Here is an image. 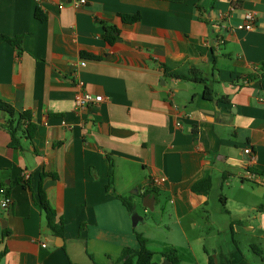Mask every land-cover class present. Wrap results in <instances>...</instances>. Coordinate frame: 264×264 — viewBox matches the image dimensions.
Listing matches in <instances>:
<instances>
[{
  "label": "crops",
  "instance_id": "0c3cea01",
  "mask_svg": "<svg viewBox=\"0 0 264 264\" xmlns=\"http://www.w3.org/2000/svg\"><path fill=\"white\" fill-rule=\"evenodd\" d=\"M73 1L0 0V35L22 38L0 44V101L38 126L11 147L0 111V186L13 201L0 209V264H120L137 234L158 264L170 250L182 264H264V90L242 79L264 63V0ZM250 12L255 30H239ZM81 61L84 91L103 102L77 112ZM163 66L198 70L218 96L205 100L204 85L166 78ZM153 177L166 182L152 187ZM207 179L210 192L193 191ZM41 181L63 237L38 206Z\"/></svg>",
  "mask_w": 264,
  "mask_h": 264
},
{
  "label": "trees",
  "instance_id": "16d2710c",
  "mask_svg": "<svg viewBox=\"0 0 264 264\" xmlns=\"http://www.w3.org/2000/svg\"><path fill=\"white\" fill-rule=\"evenodd\" d=\"M217 1V0H213ZM36 18L41 21L45 22L46 18L41 12L39 8H37L35 13ZM141 19L140 15L135 16H124L122 20L125 24H133L139 22ZM104 39L110 45H113L118 40L117 30L114 27H105ZM8 43L11 46L16 48H21L22 45V38H10L7 36L0 35V44L1 43ZM82 57L88 60H100V57L95 55L83 53ZM164 76L166 78H171L174 80H178L180 82H192L197 84L204 85V99L205 100H213L218 95L217 93L207 85L208 80L204 79L201 72L196 69L191 70L187 74H182L178 71H173L166 66H163ZM244 81L251 82L255 80H260L261 88L264 90V63H262L256 70L254 74L247 75L242 77ZM219 100L224 103H229V98L220 96ZM0 111L7 113L9 115V119L3 125L4 129L10 134L11 136V147H21V138H26L29 141L33 140L35 137L36 131L38 126L33 122L32 114L28 111L18 113L16 112L10 105L0 101ZM47 175L43 174L42 179H44ZM54 178L55 176L52 175ZM110 177L113 179L114 177V164H111L110 169ZM24 180V179H23ZM26 181V180H25ZM21 180H18L17 183H21ZM212 189V182L210 179L200 181L193 186L194 192H210ZM1 191L3 193H1ZM4 194L5 196L10 197V191L5 188V186H0V196ZM39 200L38 206L41 210L45 213L47 226L53 235L57 237L64 236V224L62 220L57 221V214L53 207L51 206L47 194L43 187V181H41L39 186ZM127 210L132 213L135 209L134 204L131 202L130 199H126L123 197L119 198ZM5 235H8V231L5 232ZM137 239L139 242V248L134 250L131 248H125L122 252V256L119 259L120 264H158L155 260V253L151 251L148 247V241L140 234H137ZM255 248V247H253ZM161 256L165 258V260L169 264H182L181 259L177 251L170 250L164 253H161Z\"/></svg>",
  "mask_w": 264,
  "mask_h": 264
},
{
  "label": "built area",
  "instance_id": "2783aa9c",
  "mask_svg": "<svg viewBox=\"0 0 264 264\" xmlns=\"http://www.w3.org/2000/svg\"><path fill=\"white\" fill-rule=\"evenodd\" d=\"M87 3L86 0H74L73 4L76 6H82L85 5ZM60 9H64V5L60 6ZM256 28V18H255V13L250 12L246 14L245 17V22L242 23L241 25L238 26L239 30H245V31H254ZM86 61H81L78 64H75L73 66V77L76 80V85L79 89V92L76 96L75 99V110L77 112H81L83 110H85L90 104L93 103H102L103 102V97L102 96H94L91 95L90 93L84 91L83 89V82L81 81V79L79 78V72L80 69L86 66ZM180 126V124H178ZM245 155L249 156L251 158V162L252 163L255 159V157L253 156V152L250 148L245 150ZM30 178V174L29 173H24L23 174V179L24 180H28ZM166 182V178L164 177H153L150 180V186L152 187H156L159 185H162ZM1 193H3L1 191ZM12 198L11 197H7L4 194H1L0 196V209L3 210H9L11 208L12 205ZM45 247V245H43Z\"/></svg>",
  "mask_w": 264,
  "mask_h": 264
},
{
  "label": "water",
  "instance_id": "95a60500",
  "mask_svg": "<svg viewBox=\"0 0 264 264\" xmlns=\"http://www.w3.org/2000/svg\"><path fill=\"white\" fill-rule=\"evenodd\" d=\"M177 88H186V85H181V86H177ZM131 221H132V225L133 227H137L139 226L140 224H143L144 223V220L143 218H141L139 216V214L137 213L136 209H134V211L131 213Z\"/></svg>",
  "mask_w": 264,
  "mask_h": 264
},
{
  "label": "rangeland",
  "instance_id": "374dc122",
  "mask_svg": "<svg viewBox=\"0 0 264 264\" xmlns=\"http://www.w3.org/2000/svg\"><path fill=\"white\" fill-rule=\"evenodd\" d=\"M136 229H137L138 232L146 230L144 225H139V226L136 227Z\"/></svg>",
  "mask_w": 264,
  "mask_h": 264
}]
</instances>
